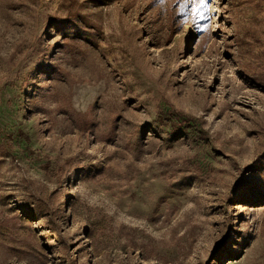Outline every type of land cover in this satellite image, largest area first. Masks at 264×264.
<instances>
[{"label":"rangeland","instance_id":"374dc122","mask_svg":"<svg viewBox=\"0 0 264 264\" xmlns=\"http://www.w3.org/2000/svg\"><path fill=\"white\" fill-rule=\"evenodd\" d=\"M192 7L0 0V264H264V0Z\"/></svg>","mask_w":264,"mask_h":264},{"label":"snow or ice","instance_id":"6c2138e0","mask_svg":"<svg viewBox=\"0 0 264 264\" xmlns=\"http://www.w3.org/2000/svg\"><path fill=\"white\" fill-rule=\"evenodd\" d=\"M186 2H189L193 5L191 9L193 17L195 19H202L203 13L200 10L206 9V0H186Z\"/></svg>","mask_w":264,"mask_h":264},{"label":"trees","instance_id":"16d2710c","mask_svg":"<svg viewBox=\"0 0 264 264\" xmlns=\"http://www.w3.org/2000/svg\"><path fill=\"white\" fill-rule=\"evenodd\" d=\"M171 121V120H170ZM32 214H35L36 216H38V219H41V217H40V213L39 212H31Z\"/></svg>","mask_w":264,"mask_h":264}]
</instances>
